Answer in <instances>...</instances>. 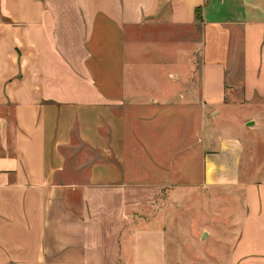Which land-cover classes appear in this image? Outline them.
Segmentation results:
<instances>
[{
    "label": "crops",
    "instance_id": "1",
    "mask_svg": "<svg viewBox=\"0 0 264 264\" xmlns=\"http://www.w3.org/2000/svg\"><path fill=\"white\" fill-rule=\"evenodd\" d=\"M16 1L0 0V264H100L131 189L232 185L237 264H264V0Z\"/></svg>",
    "mask_w": 264,
    "mask_h": 264
},
{
    "label": "rangeland",
    "instance_id": "2",
    "mask_svg": "<svg viewBox=\"0 0 264 264\" xmlns=\"http://www.w3.org/2000/svg\"><path fill=\"white\" fill-rule=\"evenodd\" d=\"M5 7L17 8V1L5 0ZM230 100L240 101V98L235 96ZM246 113L241 111L232 119L233 123ZM256 142L253 151L264 153V146L261 148ZM263 164L259 159L251 166L260 169ZM252 179L248 176L245 182ZM235 188L232 185L131 189L126 218L117 226L118 235L109 236L110 240L105 242L100 264L242 262L238 249L244 250L245 238L236 236V229L243 198ZM153 229L161 231L163 236H132L135 231Z\"/></svg>",
    "mask_w": 264,
    "mask_h": 264
},
{
    "label": "water",
    "instance_id": "3",
    "mask_svg": "<svg viewBox=\"0 0 264 264\" xmlns=\"http://www.w3.org/2000/svg\"><path fill=\"white\" fill-rule=\"evenodd\" d=\"M246 127H253V123L252 122H248L245 124ZM204 237V234L201 235V238Z\"/></svg>",
    "mask_w": 264,
    "mask_h": 264
},
{
    "label": "trees",
    "instance_id": "4",
    "mask_svg": "<svg viewBox=\"0 0 264 264\" xmlns=\"http://www.w3.org/2000/svg\"><path fill=\"white\" fill-rule=\"evenodd\" d=\"M197 13H198V9L195 10V14H197Z\"/></svg>",
    "mask_w": 264,
    "mask_h": 264
}]
</instances>
